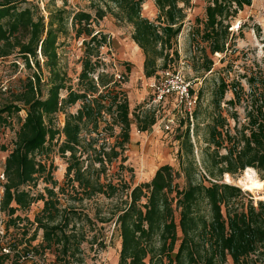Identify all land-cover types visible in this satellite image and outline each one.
<instances>
[{
    "label": "trees",
    "instance_id": "trees-1",
    "mask_svg": "<svg viewBox=\"0 0 264 264\" xmlns=\"http://www.w3.org/2000/svg\"><path fill=\"white\" fill-rule=\"evenodd\" d=\"M205 1V18L197 19L202 28L198 27L192 37L200 35L207 43L203 67L208 72L216 54L227 57L234 52L230 43L232 21L252 5V0ZM144 2L90 0L91 10L56 7L48 10L46 20L39 6L29 0H0V59L15 55L25 67H36L14 95V102L0 109V119L26 111L4 164L6 182L0 212L9 217L6 232L11 223L16 225L17 220H22L16 215L18 211L43 201L34 220L27 219V224L35 227L26 241L3 236L0 264H39L35 256L47 250H56L55 263L85 264L78 256L87 241L76 219L79 210L73 204L63 205L60 194H68L74 201L98 194L121 199L112 215L121 238L118 264H257L264 255V199L255 204L252 195L246 199L240 187L222 181L225 174L239 176L247 167L254 168L264 181L262 70L247 71L230 80L220 78L207 124L209 148L202 150L204 171L195 159L190 125L186 129L177 125L174 131L182 129L177 136L178 168L163 164L151 180L135 186L124 179L114 182L107 178L108 166L117 160L123 169L133 170L124 164L133 121L122 81L106 70L101 49L111 44V37L98 28L99 23L111 14L120 23L133 27L132 39L144 54V74L151 78L173 67L170 63L179 58L176 41L184 27L186 11L192 6V0H154L158 16L152 21L143 14ZM70 19L75 37L82 38L84 45L75 85L62 72L58 52L61 35L69 32ZM43 67L49 72L46 79ZM231 67L229 61L224 68L228 75ZM63 90L67 92L64 97ZM227 93L231 98L225 100ZM78 104L75 112L70 110ZM240 106L244 122L240 121ZM59 113L65 115L62 129L54 123ZM194 116H199L197 109ZM156 123L152 112L137 118L141 132L150 131ZM115 127L120 129L116 135ZM107 130L111 131L110 137L115 136L114 143L101 136ZM55 140L67 162V180L59 191L55 190L58 183L52 175L53 163L48 165L37 157ZM40 178L52 186L34 195L26 187ZM107 220L100 217L101 222ZM26 227L23 225L21 230L28 234L31 228ZM40 230L42 241L33 245ZM260 260L264 264V258Z\"/></svg>",
    "mask_w": 264,
    "mask_h": 264
},
{
    "label": "rangeland",
    "instance_id": "rangeland-1",
    "mask_svg": "<svg viewBox=\"0 0 264 264\" xmlns=\"http://www.w3.org/2000/svg\"><path fill=\"white\" fill-rule=\"evenodd\" d=\"M40 8V13L48 20V10L56 7H65L72 10H91L89 7L90 0H29ZM205 0H192V6L187 9V17L185 19L182 32L177 38L176 48L178 49L179 58H175L171 65L173 68L180 69L186 77L192 82V86L198 95L197 111L198 118L195 119L193 133L191 138L194 143L195 159L201 171H204V162L202 150L208 149L207 143V124L210 121V113L213 109L212 99L214 89L220 82L221 77L228 80L235 78L239 74L242 75L247 71H263L264 72V0H252V5L242 10L238 16L232 21L231 49L233 53H229L227 57L223 54H216L214 57L215 64L211 71L204 69V47L207 46L203 42L200 35H196L193 39L192 33H197V28L201 27L197 19L205 18ZM143 14L152 21L158 16V9L154 0H145L143 4ZM240 26V28H239ZM98 28L104 33L110 35L111 44L101 49V55L106 63V70L114 73L115 77L122 81V88L126 91L130 103V117L133 121L131 129V140L127 145L126 155L128 160L124 163L128 167H132V171L123 169L117 160L110 164L107 169V178H113L114 182L124 179L129 185L135 186L141 182L152 179L154 172L163 164H171L175 168L179 167V149L180 142L177 138L182 129L188 126V120L181 116H176L177 124L182 125L180 132H166L163 128V121L167 118L168 112L171 110V103H158L153 101V94L150 91L151 78L144 74L143 62L144 54L140 47L132 39L133 27L127 23H120L113 15L108 14L100 21ZM208 51V48H206ZM60 56V67L62 72L68 75L70 83L75 85L78 81V75L81 71V57L84 52L82 38H76L75 32L71 28V19L69 20L68 34H62L60 44L58 45ZM231 52V51H230ZM41 64H44L42 56L39 54ZM224 58V59H223ZM223 59V60H222ZM19 60L20 64L16 61ZM232 62L230 74L224 68L228 62ZM34 65V64H33ZM25 67L21 59H17L12 55L6 59H0V86H6L7 90L0 92V109L5 105L14 101V95L21 91L25 80L35 70ZM43 77H49L48 70L43 67ZM244 82V79H242ZM63 90L61 96L66 95ZM231 98V94L227 93L225 100ZM79 104L70 108L76 111ZM226 108V103H223ZM240 113V121L244 122L245 113L243 108H238ZM196 111V110H195ZM146 112H152L156 116L157 123L150 131L141 132L137 127V118ZM7 117L8 114H4ZM26 116V111L13 113L10 118L0 119V168L4 167L5 160L11 150L14 148L16 132L18 131L21 119ZM107 118L110 119L109 116ZM65 115L59 113L55 120V126L62 129L64 126ZM102 127L105 126L101 123ZM197 125L199 126L197 130ZM119 127H115L114 134L119 132ZM197 130V131H196ZM101 132V131H100ZM110 130L101 133L102 137H106L109 143H114L115 136H109ZM193 134V136H192ZM84 135L88 134L84 133ZM95 137L96 133L93 134ZM100 136V137H101ZM63 137H61L62 141ZM101 140V139H100ZM103 141V140H102ZM53 143L47 144L50 148L38 152L37 157L42 158L48 165L53 163L52 175L57 181L56 191L66 182V158L59 152L58 145ZM100 143V142H99ZM101 144V143H100ZM213 147L210 149L212 150ZM225 152V150H221ZM244 173V172H243ZM231 176L227 180V174L223 176L222 181L236 185L242 189L246 199L252 195L254 203L264 199V188L261 190H252L241 185L239 178L243 176ZM259 176V175H258ZM106 178V176H105ZM105 181V179L103 180ZM6 181H0V202L4 194V184ZM52 186L46 184L42 178L33 182L26 189L32 194L38 195L45 193V187ZM124 198H125V194ZM260 196V197H259ZM69 195L60 194L63 205L73 204L79 211L76 218L78 225L83 227V231L87 235L78 254L84 259L85 264H118L121 250V238L119 236V228L116 224V217H113L116 204L120 203L119 197L107 198L104 195H95L92 198L74 201L68 198ZM43 201L35 202L28 210H20L19 215L22 220H17L16 225L11 223L8 232H6V221L9 217L0 212V241L10 239L12 241L22 239L26 241L34 231L35 226L27 224L33 221L36 214L42 209ZM85 215H89L92 221H88ZM100 217H106V222H101ZM29 219V220H27ZM31 228L27 233L23 232L22 226ZM25 235V236H23ZM42 241V231L38 233L37 240L33 245ZM56 250H47L44 255L35 256L39 264H58L55 263ZM253 258L256 259L254 255ZM264 255L257 259V264H261ZM63 264V263H62ZM77 264V263H71Z\"/></svg>",
    "mask_w": 264,
    "mask_h": 264
},
{
    "label": "built area",
    "instance_id": "built-area-1",
    "mask_svg": "<svg viewBox=\"0 0 264 264\" xmlns=\"http://www.w3.org/2000/svg\"><path fill=\"white\" fill-rule=\"evenodd\" d=\"M16 62L20 64L19 60ZM149 87L153 94V101L171 103V110L163 121L164 130L166 132H173L178 120L176 116H181L188 120V125H190V130L193 133L195 125L194 114L197 108L198 95L193 89L192 82L186 75L180 69L170 67L151 77ZM1 90H7L6 86H0V92ZM0 181H6L4 167L0 168Z\"/></svg>",
    "mask_w": 264,
    "mask_h": 264
},
{
    "label": "bare ground",
    "instance_id": "bare-ground-1",
    "mask_svg": "<svg viewBox=\"0 0 264 264\" xmlns=\"http://www.w3.org/2000/svg\"><path fill=\"white\" fill-rule=\"evenodd\" d=\"M227 180H230V175L227 174ZM241 185H244L252 190H261L264 188V181L260 179L257 171L252 167H247L244 170L243 176L239 178ZM260 197V196H259Z\"/></svg>",
    "mask_w": 264,
    "mask_h": 264
},
{
    "label": "crops",
    "instance_id": "crops-1",
    "mask_svg": "<svg viewBox=\"0 0 264 264\" xmlns=\"http://www.w3.org/2000/svg\"><path fill=\"white\" fill-rule=\"evenodd\" d=\"M155 173V172H154ZM154 175V174H153Z\"/></svg>",
    "mask_w": 264,
    "mask_h": 264
}]
</instances>
